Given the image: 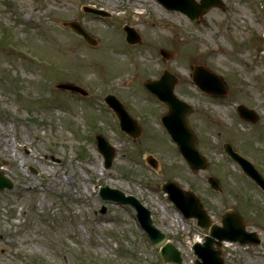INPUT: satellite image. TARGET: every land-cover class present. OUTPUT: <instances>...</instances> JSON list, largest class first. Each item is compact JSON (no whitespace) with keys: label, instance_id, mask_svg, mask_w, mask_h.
Here are the masks:
<instances>
[{"label":"rangeland","instance_id":"obj_1","mask_svg":"<svg viewBox=\"0 0 264 264\" xmlns=\"http://www.w3.org/2000/svg\"><path fill=\"white\" fill-rule=\"evenodd\" d=\"M224 1L226 8L213 6L194 22L158 0H0V171L14 182L0 190V264H173L163 262L133 206L100 196L105 185L136 196L182 249L184 264H196L192 244L205 230L161 189L169 179L196 191L217 221L232 206L260 232V244L224 247L227 264H264V191L223 147L231 142L264 170V0ZM69 20L96 43L63 25ZM124 24L141 42L128 44ZM199 64L224 76L227 95L196 86L192 66ZM164 67L194 106L188 122L209 158L205 170L187 165L160 123L167 105L145 88ZM67 81L89 95L56 86ZM107 93L138 118L139 136L121 130ZM239 103L257 107L258 124L240 119ZM96 133L116 147L110 167Z\"/></svg>","mask_w":264,"mask_h":264},{"label":"water","instance_id":"obj_2","mask_svg":"<svg viewBox=\"0 0 264 264\" xmlns=\"http://www.w3.org/2000/svg\"><path fill=\"white\" fill-rule=\"evenodd\" d=\"M170 9H178L187 13L193 20H197L199 16L207 11L211 6L221 5L225 7L222 0H159ZM84 10L99 13L102 15L109 14L108 12L96 8L94 6H84ZM65 24L70 25L75 31L82 34L90 43L96 41L85 30L78 21H69ZM127 32V40L131 43L141 41V36L136 30L129 25L125 26ZM161 53L165 57H169L170 53L161 48ZM193 79L203 90L212 94H225L227 89L221 75L208 69L204 65L194 67ZM176 77L168 70L155 80L145 82V85L157 97L166 102L168 111L163 115V122L168 131L173 136L178 144V147L193 170L205 169L208 166L207 158L199 151L194 132L187 122V114L192 106L187 104L182 99L174 94V85ZM58 87L69 88L73 91H79L86 94L87 91L80 85L73 83H59ZM108 104L116 111L122 129L126 130L132 136H138L141 133V127L137 119L132 118L125 109L123 103L113 94H108L105 97ZM240 114L255 121L256 114L248 109L245 105H239ZM99 150L105 157L106 167H110L116 155L115 147L102 134H96ZM225 149L228 153L237 160L244 168L246 173L250 175L263 189L264 176L253 166V164L232 149L229 143L225 144ZM150 163L156 166V161L152 156H148ZM209 181L214 188L219 187L218 180L214 177H209ZM14 183L6 177L3 172H0V189L5 187L12 188ZM162 189L169 193V198L172 199L176 206L184 213L186 217H196L198 224L203 227L210 228V234L206 236L205 242H196L193 247L198 255L197 264H225L221 249H213L212 242H216L222 246V240L239 241L240 243H259L260 238L255 231H247L243 223V215L237 210H226L222 217L223 225H218L213 222L206 209L201 204L199 197L191 190H186L178 185L175 181L169 180L162 184ZM100 194L103 198L111 199L121 204H132L137 209V216L141 225L147 231L150 239L157 246H161V255L164 262L183 263L182 252L174 243L166 241L167 235L164 231L154 225L151 217V211L148 209L136 196L126 195L122 190L104 186L100 189ZM105 211V209L103 210Z\"/></svg>","mask_w":264,"mask_h":264},{"label":"flooded vegetation","instance_id":"obj_3","mask_svg":"<svg viewBox=\"0 0 264 264\" xmlns=\"http://www.w3.org/2000/svg\"><path fill=\"white\" fill-rule=\"evenodd\" d=\"M253 107L257 109V107H255V105H253ZM257 110H258V109H257ZM260 114H261V113H260ZM261 116H262V115H259V117L257 118V121H255L253 124H258L259 120L261 119ZM246 225H247V224H246ZM247 228H248V229H251L248 225H247Z\"/></svg>","mask_w":264,"mask_h":264}]
</instances>
